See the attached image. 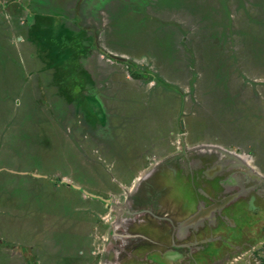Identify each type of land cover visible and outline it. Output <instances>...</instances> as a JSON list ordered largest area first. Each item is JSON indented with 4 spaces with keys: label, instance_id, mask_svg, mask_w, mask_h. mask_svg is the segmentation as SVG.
<instances>
[{
    "label": "rangeland",
    "instance_id": "374dc122",
    "mask_svg": "<svg viewBox=\"0 0 264 264\" xmlns=\"http://www.w3.org/2000/svg\"><path fill=\"white\" fill-rule=\"evenodd\" d=\"M52 3L70 28L47 54L22 38L25 13L0 10V264H98L87 234L107 231L104 202L166 164L189 171L203 154V174L230 159L221 147L239 157L232 171L264 176V0ZM254 210L237 213L258 237L219 264H264V205Z\"/></svg>",
    "mask_w": 264,
    "mask_h": 264
},
{
    "label": "flooded vegetation",
    "instance_id": "af4514ba",
    "mask_svg": "<svg viewBox=\"0 0 264 264\" xmlns=\"http://www.w3.org/2000/svg\"><path fill=\"white\" fill-rule=\"evenodd\" d=\"M203 156L199 154L197 158L192 159L193 169L189 171L181 160L182 162L179 163L183 169L178 168L179 172L175 167L166 164L161 169L151 171L149 175L144 173L142 176L141 174L135 176L126 187L125 200L120 203L121 205L118 201H114L115 199L110 202L105 201L104 205L111 213L96 214L102 220L108 218L107 221L110 215L112 217L108 221L107 231L101 232L99 236L97 231L96 237L100 241L95 239L97 244L100 243L97 247L94 246L95 242L91 236L95 231L92 229L88 234L93 257L103 264H202L205 261L209 262L212 258L213 261L210 263L219 264L220 258H215L218 254L222 253L223 259L229 255V251L232 252L238 247L237 243L249 244L251 238L249 234L245 235L242 227L241 229L236 227L235 231L230 230L229 221L225 219V215L238 218L237 211L241 206L244 210L255 206L254 211H259L261 205H264V193H262L264 176L249 168L245 173L232 171L235 168L233 160L222 161L220 158L214 161L218 163L212 166V169L219 165L221 169L226 168L227 175L220 174L218 170L221 169H216L211 174L210 169L206 172L201 170L203 174H200L197 169L204 166ZM187 176L193 181L192 187L187 183ZM155 178L164 180L155 183H162L159 189L152 182ZM247 182L252 185H245ZM177 185L181 187L180 194L177 193ZM241 188L246 190L245 194L239 195L241 198L225 205L221 213H215L213 220L206 216L196 225L182 224L185 219L198 212L199 208L208 207L216 199L239 191ZM252 192L258 197L251 195ZM82 193L85 194V192ZM89 194L92 193L89 192ZM176 194L181 196L177 198ZM256 200L260 202L257 204ZM158 201L161 203H157ZM163 209L165 211H162ZM242 216L245 219L247 215ZM245 222L247 224L249 222L252 229L255 220L252 222L245 220ZM220 232L227 236V241L222 238L224 235ZM261 240H264V229L262 239L259 241ZM205 245L208 246L206 249Z\"/></svg>",
    "mask_w": 264,
    "mask_h": 264
},
{
    "label": "crops",
    "instance_id": "0c3cea01",
    "mask_svg": "<svg viewBox=\"0 0 264 264\" xmlns=\"http://www.w3.org/2000/svg\"><path fill=\"white\" fill-rule=\"evenodd\" d=\"M39 1H41V3H39V2L35 3V0H24L21 2H20V0H3V1L0 0V10L6 9V7L10 3H12L8 6V7L12 8L9 10V13H10V11H11V13H25V23L21 26L22 27L21 30H22V32H24V34L22 35V38L23 37L26 38L25 41H28V44H27L28 46L34 45L36 43H38L37 46L44 45L45 47H48V45H50L48 49L45 48L46 49L45 53L46 52L48 53V52L53 51V49L51 48L53 45V42L55 40H56V42L60 39L63 40L62 35L68 33L67 31L70 28L69 26H67L65 24H61V25L57 26V24H55V23L60 24V22H58V20L61 19L62 16H64L63 13H69V12L67 11L65 6H63V5L60 6V5H57L55 3L53 4L52 3L53 0H39ZM22 2L26 3V5L23 4ZM76 2H78V0H76ZM13 4L19 5L21 7V11L18 8H16L15 6H12ZM73 11H74L73 13H77V10L74 7H73ZM89 13H91V12L89 11ZM27 17H31V19H32L30 24H28L26 22ZM38 18H42V21L39 22ZM36 34H38L41 38L37 40V38L35 36ZM22 38H20V41L22 40ZM16 39H17V37H16ZM30 50H31V47H30ZM43 50H39V51H43ZM19 51H21V50H19ZM22 52H23V54L27 53L25 48H22ZM20 53L21 52H19V54ZM28 56H30V55H27V57ZM47 65H51V64L48 63ZM80 71H81V69H80ZM60 89H61L60 92L65 90L64 87H62V88L58 87L57 88L58 91ZM241 216L242 215H240V217ZM238 219H239V217H238ZM238 224L240 227H242L245 235L249 234V236L253 240H255L258 237V236H255L256 234L254 235L252 233L251 225L249 224V222L247 224L245 222V220L239 219ZM85 229H86V227H84L83 234L86 232ZM250 232H251V235H250ZM87 236H88V234H87ZM252 236H255V237H252ZM251 238H250V240H251ZM79 256H82V255L79 254ZM86 257H84L85 260L82 261L83 262L82 264H88L89 263L88 258L86 259ZM97 263L103 264V262L99 263V261Z\"/></svg>",
    "mask_w": 264,
    "mask_h": 264
},
{
    "label": "water",
    "instance_id": "95a60500",
    "mask_svg": "<svg viewBox=\"0 0 264 264\" xmlns=\"http://www.w3.org/2000/svg\"><path fill=\"white\" fill-rule=\"evenodd\" d=\"M218 150L222 151L223 154L226 155V156H228L230 159H231V157H236V159L237 158L239 159V157L236 155V153H233L232 151L223 149L221 147H219ZM245 163L246 162H244V164ZM246 167H247V164H246ZM247 168L250 169V167H247ZM216 169H221V168H220L219 165H216L215 168L209 170V173L211 174ZM73 187H76V186L73 185ZM245 192H246V190L243 189V188H241L239 191L237 190V191L232 192L231 194H229L227 196H223L222 198L216 199L214 201V203L211 204V205H209L208 207H201V208H199V211L198 212L194 213L193 215H191L190 217H188L187 219H185V221L182 224H186V225H196L197 223L201 222L204 219V217H206V216H209L210 219L213 220L215 213H221V211L223 210V207H225V205H227V204L235 201L237 199V197H239V195L245 194ZM232 223H233V221H232Z\"/></svg>",
    "mask_w": 264,
    "mask_h": 264
},
{
    "label": "bare ground",
    "instance_id": "6f19581e",
    "mask_svg": "<svg viewBox=\"0 0 264 264\" xmlns=\"http://www.w3.org/2000/svg\"><path fill=\"white\" fill-rule=\"evenodd\" d=\"M168 121V120H167ZM152 123V122H151ZM172 127V126H171ZM159 128V127H158ZM165 132V131H164ZM159 133V132H158ZM159 135V134H158ZM155 137V136H154ZM104 187V186H103Z\"/></svg>",
    "mask_w": 264,
    "mask_h": 264
},
{
    "label": "trees",
    "instance_id": "16d2710c",
    "mask_svg": "<svg viewBox=\"0 0 264 264\" xmlns=\"http://www.w3.org/2000/svg\"><path fill=\"white\" fill-rule=\"evenodd\" d=\"M92 101V100H91Z\"/></svg>",
    "mask_w": 264,
    "mask_h": 264
}]
</instances>
